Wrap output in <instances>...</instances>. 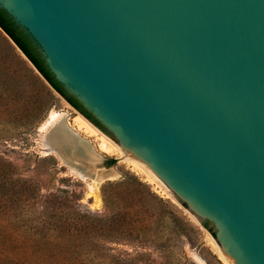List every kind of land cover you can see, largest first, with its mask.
Returning a JSON list of instances; mask_svg holds the SVG:
<instances>
[{
    "label": "water",
    "instance_id": "95a60500",
    "mask_svg": "<svg viewBox=\"0 0 264 264\" xmlns=\"http://www.w3.org/2000/svg\"><path fill=\"white\" fill-rule=\"evenodd\" d=\"M0 5L112 136L101 133L213 223L230 264H264V0ZM102 161L75 167L102 186L116 178Z\"/></svg>",
    "mask_w": 264,
    "mask_h": 264
},
{
    "label": "trees",
    "instance_id": "16d2710c",
    "mask_svg": "<svg viewBox=\"0 0 264 264\" xmlns=\"http://www.w3.org/2000/svg\"><path fill=\"white\" fill-rule=\"evenodd\" d=\"M17 48L34 69L26 66ZM8 58L14 59L19 72L32 85L25 101L28 114L23 116L27 125L37 129L44 121L55 91L101 131L112 136L94 113L56 78L37 41L0 5V63L4 65ZM3 71L0 69V85L7 75V69ZM115 163L111 159L107 165ZM14 170V165L0 154V264H86L87 259L103 258L96 250L99 241L144 242L146 235L142 231L151 206L173 212L171 205L149 185L136 177H126L103 185L104 215L89 210L72 214L61 201H56L50 208L52 216L45 217L49 211L47 202L42 205L44 212L35 216L36 188L31 181L16 178ZM57 193V198L63 199L59 194L62 191ZM60 208L62 215L56 214ZM204 226L216 238L209 224Z\"/></svg>",
    "mask_w": 264,
    "mask_h": 264
},
{
    "label": "rangeland",
    "instance_id": "374dc122",
    "mask_svg": "<svg viewBox=\"0 0 264 264\" xmlns=\"http://www.w3.org/2000/svg\"><path fill=\"white\" fill-rule=\"evenodd\" d=\"M16 50L26 66L34 69L20 50ZM0 69L1 72L7 69V75L3 77L0 85V154L14 165L16 178L27 179L34 184L37 193L33 206L35 216L45 210L42 207L44 202L48 203L47 210L49 209L45 217L52 216L50 208L56 201H61L65 210L72 214L89 210L104 215L106 209L102 194L103 185L121 181L126 177H136L149 185L154 193L172 207L174 213L150 207L149 217L142 231V235H146L144 242L99 241L96 250L103 258L87 259L86 264H226L220 257L222 252L210 231L187 207L174 198L164 183L159 179L152 180L133 168L129 162L121 159L118 151L110 154L101 152L96 138L89 137L74 127L73 120L81 115L60 94L53 91L51 110L37 129L27 125L28 122L23 116L28 114L25 101H28L27 93L32 90L31 82L19 72L13 58H8L4 65L0 63ZM63 118L68 126L70 125V129L82 136L80 138L86 141L94 156L98 157L95 165L101 158L102 167L116 172V178L112 177L115 178L113 181L99 186L97 191L91 190L90 179L85 180L73 173L56 153L45 151L46 134ZM101 132L99 131L104 135ZM111 159H115L116 163L108 166ZM57 190L62 191L59 194L63 199L57 198ZM60 211H63L62 208L56 214L62 215ZM207 223L215 231L213 223ZM87 250L89 251V248Z\"/></svg>",
    "mask_w": 264,
    "mask_h": 264
},
{
    "label": "bare ground",
    "instance_id": "6f19581e",
    "mask_svg": "<svg viewBox=\"0 0 264 264\" xmlns=\"http://www.w3.org/2000/svg\"><path fill=\"white\" fill-rule=\"evenodd\" d=\"M73 125L79 132H82L83 134H85L89 137L96 138L99 142L98 148L101 152L110 154V153H114V152L118 151L121 154V159L129 162L133 168L140 170L141 172L146 174L152 180H158L159 179L145 165H143L142 163L138 162L137 160L132 159V158L128 157L127 155H125L124 151L118 145L111 142L110 139L106 135H101L99 133V131L92 124H90L89 122H87L86 119H84V117H81V116L76 117L73 120ZM69 126L66 123L64 118H63V120L59 121L56 124V126L53 128L54 129L53 138L50 139L51 141H48L46 139V141L44 142L45 151L48 153H56L55 150H57V147L62 148V150L65 149L63 151V154H64L65 158L69 159V161L74 159L73 156L78 157L77 159L72 161V164H74L75 166L81 165L84 167L87 165L86 168L89 167L88 170H91L92 172H97V171L99 172L100 170L97 169V167L95 165V163L98 161V157L94 156V153H92L89 150V146L87 145L86 141H84L80 138L81 135L79 136L78 134H76L74 132V130L69 128ZM100 160H101V158H100ZM75 166H72V165L70 166L71 171L73 173L78 174V176L82 177L83 179H85L83 177L84 176L83 173L80 170H78V168ZM102 172H103V170H102ZM105 173L107 175H110L111 177H116V172L107 170ZM159 181H161V180L159 179ZM164 185H165V183H164ZM99 186H100V182L97 180H92L90 183V188L92 191L99 190L98 189ZM168 190L170 191L169 188H168ZM220 251H221V249H220ZM220 257H221V259L224 260V262L226 264H229L228 260L224 257L223 253L220 254Z\"/></svg>",
    "mask_w": 264,
    "mask_h": 264
}]
</instances>
